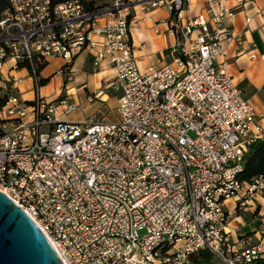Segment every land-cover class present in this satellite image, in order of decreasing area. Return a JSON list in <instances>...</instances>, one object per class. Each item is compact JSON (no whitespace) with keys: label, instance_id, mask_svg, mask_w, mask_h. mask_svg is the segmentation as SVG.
Here are the masks:
<instances>
[{"label":"built area","instance_id":"2783aa9c","mask_svg":"<svg viewBox=\"0 0 264 264\" xmlns=\"http://www.w3.org/2000/svg\"><path fill=\"white\" fill-rule=\"evenodd\" d=\"M233 1L191 19L183 15L190 0L143 1L145 12H167L175 42L164 65L142 71L126 0H7L0 193L33 221L61 264H195L204 252L219 264L260 260L264 244L243 237L237 247L226 231L228 202L241 211L264 202V176L239 179L264 128L222 61L240 44L225 24L247 2ZM85 50L95 68L105 63L113 72V123L62 122L58 115L78 106L68 95L48 101L40 94L49 61L60 60L59 74L72 81L71 65ZM24 79L30 100L19 94Z\"/></svg>","mask_w":264,"mask_h":264},{"label":"crops","instance_id":"0c3cea01","mask_svg":"<svg viewBox=\"0 0 264 264\" xmlns=\"http://www.w3.org/2000/svg\"><path fill=\"white\" fill-rule=\"evenodd\" d=\"M126 1L130 4L127 11L130 15V38L135 48V57L139 68L144 71L151 66L164 65L166 62L165 51L175 42L168 24L169 15L163 8L143 11L141 3L146 0ZM246 2L245 9L237 13L234 21L231 24H225L235 35L237 42L240 41V44L231 45L222 61L228 66L234 86L242 93L243 98L254 107L256 113L262 116L260 120L258 119V123L264 128V18L257 14L258 11L264 12V0H246ZM210 6L233 7L234 1L190 0L188 9L183 15L186 16V19L205 15ZM247 17L251 18L248 25L246 24ZM155 30L158 33H155ZM250 51L255 54L256 60H251ZM52 61L55 60L49 61L46 66ZM9 64L5 65L4 71L7 70ZM71 67L74 72L72 81H66L64 76L59 74L60 69L43 77L41 71V78L45 80V83L53 76L58 79V84L52 91L54 94L51 95L50 89L47 90L46 94L49 95V98L57 100L68 95L71 103L78 106L70 114H59L58 119L68 123L81 122L89 118L105 122L103 110L106 109L108 93L112 92V95L116 97V105L118 99L117 92L111 87L113 72L105 63H101L95 68L92 54L88 50L80 53ZM21 75H25L24 71H21ZM28 83L30 84L29 80ZM24 92L20 88V97L28 100L24 96ZM93 95L95 96L94 101L89 102L88 98ZM88 108L89 113H87ZM79 110L81 119L73 118ZM226 210L230 213L226 231L235 246L242 245L240 240L243 237H249L251 245H257L260 242L264 244V218H262L264 202L258 199L253 206L241 211L235 209L234 201H230L226 205ZM261 259L264 260V252L261 254Z\"/></svg>","mask_w":264,"mask_h":264},{"label":"water","instance_id":"95a60500","mask_svg":"<svg viewBox=\"0 0 264 264\" xmlns=\"http://www.w3.org/2000/svg\"><path fill=\"white\" fill-rule=\"evenodd\" d=\"M0 264H61L33 221L2 193Z\"/></svg>","mask_w":264,"mask_h":264},{"label":"trees","instance_id":"16d2710c","mask_svg":"<svg viewBox=\"0 0 264 264\" xmlns=\"http://www.w3.org/2000/svg\"><path fill=\"white\" fill-rule=\"evenodd\" d=\"M67 0H50L52 6H57ZM9 8L7 0H0V17ZM45 84V80L41 81V85ZM264 176V138L257 140L250 146L244 157V164L239 179L242 182H251L254 178ZM212 256L207 253H200L194 258L195 264H213ZM257 264H264V260L260 258Z\"/></svg>","mask_w":264,"mask_h":264},{"label":"rangeland","instance_id":"374dc122","mask_svg":"<svg viewBox=\"0 0 264 264\" xmlns=\"http://www.w3.org/2000/svg\"><path fill=\"white\" fill-rule=\"evenodd\" d=\"M61 66H62V62L60 60H55V61L50 62L45 67V69L42 71V77L43 76H49V75L53 74L54 72L58 71ZM63 78H65L67 81V78L65 76ZM57 84H58V79L55 76H53L47 83H45L43 86H41V89H40L41 96L44 97L48 101H54V100H52V98H49V95H47L46 93H47V90L50 89L51 95L54 94L52 91H54ZM20 88H22L25 91L24 96L27 97L28 100H30L32 94L30 92V84L28 83V80H23L20 83ZM108 95H109V97H108L106 109L103 110V113L105 116L104 121L107 123H113L116 121V114H115L116 106H117L116 105V97H114V95H112V92L108 93ZM78 112H81V111L80 110L77 111L74 114L73 118L81 119V115H79ZM87 113H89V108L87 109ZM76 123H78V122H76ZM212 262H213V264H219V262L216 261L215 259H213Z\"/></svg>","mask_w":264,"mask_h":264}]
</instances>
